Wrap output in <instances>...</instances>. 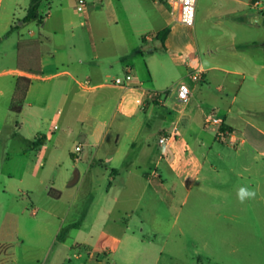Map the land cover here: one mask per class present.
<instances>
[{
	"label": "crops",
	"instance_id": "0c3cea01",
	"mask_svg": "<svg viewBox=\"0 0 264 264\" xmlns=\"http://www.w3.org/2000/svg\"><path fill=\"white\" fill-rule=\"evenodd\" d=\"M31 1L20 14L13 10L2 15L3 0H0V143L5 146L3 151L6 158L13 154L27 155L38 151L39 157L49 161V146L56 144L57 139L53 132L46 134L44 123L52 107L55 104L61 106L63 109L58 114L66 113L60 118L61 123L73 128V116L87 104L88 95L104 87L116 90L92 95V107L94 103L100 106V115L94 122L82 125L78 132L81 139L70 149V155L74 156L68 162L72 172L62 173L59 183L47 187L49 198L59 201L67 198L71 209L77 201L76 195L81 191L86 192L91 204L95 203L93 222L97 227L119 226L124 235L138 217V223L144 225L148 216L153 219L157 216L155 211L159 196L163 195L164 184L169 183L173 192L178 187L191 191L207 164L218 154V128L208 127L204 123V116L211 112L224 119L234 143L239 140L240 144H249V151L242 148L233 158L236 161L235 169L239 170V180L244 181L245 174H251L254 164L264 159V149L260 154L253 152L256 145L253 137L247 133L250 128L264 136V130L256 127L248 118L253 113L264 115V101L259 100L260 94L264 93V32L261 39L254 38V29L264 31V15L261 17L259 14L263 11L258 9L259 1L245 3L250 9H258L248 19L236 9L239 0H222L224 5L217 11V16L220 23H227L231 27L221 28L224 34L227 31L226 41L217 43L214 51L208 39H204V44L200 43L195 23L185 25L173 19L165 0H141L142 11L139 12L125 8L122 0H118L123 6L122 14L115 10L113 0H89L91 8L84 12L88 20L99 3L107 2L108 11L94 14L93 25L94 28H116L117 37L111 48L122 67L127 68L125 71L132 70L135 74V79L126 88L105 83L92 85L110 67L109 63L99 61V57L107 53L103 47L97 49L92 44L87 48L83 46L80 42L82 36L76 33L75 28H71V35L67 36V26L74 24V20L63 9H52L54 0H41L39 16H43L42 23H23ZM128 4L131 6L133 3L128 0ZM206 19H211L210 13L204 16ZM32 25H36L38 30L33 29ZM147 28L155 29L147 31ZM166 28L169 33L162 41L157 35ZM146 32L153 34L145 38L144 43L160 40L164 56L158 55L157 46L147 52L144 47L138 46L135 51L117 53L123 52V41L126 40L123 33H131L137 38L143 37ZM25 33L29 39H25ZM16 34L19 38L12 43ZM32 41L38 42L37 62L30 54L33 48L29 43ZM137 58L145 66L146 80L138 76L135 68ZM35 63L38 69L33 68ZM159 68L168 76L176 73L178 77L173 84L176 88L182 82L189 84L192 96L187 103L178 101L176 88L166 100L163 97L156 102L152 100L150 92H160L154 90V72ZM197 70L203 71L201 81L190 77ZM22 76L30 77L31 85L22 112L17 115L10 107L17 81ZM172 103L179 109L174 116L168 107ZM112 106H115V111L108 120L106 113ZM169 119L170 123L165 125ZM154 127L164 129L167 137H171L169 145L162 146L157 158L148 155V148H145L148 142L146 129ZM57 129L58 125H55L54 130ZM35 141H39L38 148H34ZM79 144L82 151L76 153L75 147ZM88 146L96 151L90 157L83 154ZM81 153V157H78ZM53 156L56 158L57 155ZM3 173L0 196L8 195L7 187L13 179L12 173ZM156 177L165 183L159 184ZM148 194H151L150 199L147 198ZM27 197L31 214L36 216L39 208L31 195ZM20 217L24 218L23 213H14L12 203L8 205L3 219H9L12 225L16 222V225ZM73 226L79 228L78 223ZM90 235L88 239L72 244L74 258L80 264H104L106 258L102 257L107 252L111 253L109 241H105V237L104 242L94 244L95 237L92 233ZM62 237L61 233L55 235L56 240ZM23 238L20 234L22 244ZM14 247L11 239L0 236V252L3 249L8 252L11 248L12 263L16 260V264H19L13 253ZM67 261L72 262L71 259Z\"/></svg>",
	"mask_w": 264,
	"mask_h": 264
},
{
	"label": "rangeland",
	"instance_id": "374dc122",
	"mask_svg": "<svg viewBox=\"0 0 264 264\" xmlns=\"http://www.w3.org/2000/svg\"><path fill=\"white\" fill-rule=\"evenodd\" d=\"M130 1L133 3L131 6L128 0H122L125 8L142 11L141 0ZM250 1L239 0V3H236V9L248 19L252 14H256L258 9H263L259 12L263 17L264 0H256L260 3L258 9L245 6ZM113 3L115 10L122 14V4H119L118 0H113ZM32 4L33 0L31 6ZM75 4L74 0H54L51 5L54 10L63 9L74 20V24L67 26V36L71 35V28H75L76 33L82 36L80 42L83 46L87 48L92 44L97 49L102 47L105 49L107 55H101L99 61L109 63L110 67L102 78L94 80L92 85L112 84L116 77L123 79L127 68L122 67L120 60L116 58L117 54L111 48V44L117 37L114 31L116 28H98V26L94 28L95 24L93 25L94 14L108 11L107 2L99 3L97 8L93 9L89 20L84 13L77 11ZM29 5L30 0H3L1 13L4 15L16 10L20 14ZM90 5L89 3L88 9ZM223 5L222 0H197L196 2L197 36L201 44H204V39H208L214 51H216L217 43L226 41L227 31L224 34L221 28L231 27L227 23H220V18L217 16V11L223 8ZM208 13L211 19L204 20V16ZM32 27L38 30L36 25ZM147 29L151 31L155 28ZM254 30V38L261 39L263 29ZM152 34L146 32L143 37L135 38L131 33H123V36L126 35V40L123 41V52L117 53L135 51L138 46L144 47L147 52L157 46L158 55L164 56L165 51L160 40L151 44L144 43L146 36ZM24 36L25 39H29L27 33ZM18 38L16 34L11 42H17ZM6 46L8 47V43ZM49 47L52 46L49 45ZM223 51L221 52L226 54ZM222 53L221 55H224ZM16 64H18L17 61ZM135 68L138 76L146 80L147 71L140 58H137ZM175 74L173 72L171 76H168L162 68L154 72L156 87L154 90L166 93L162 96L165 100L176 88L174 85L178 76ZM112 91L116 92L110 87H104L88 95L87 104L73 116V128H67L66 124L61 123L60 118L66 113L59 115L58 111L63 108L58 104L52 107L47 115L48 120L44 123L46 134L53 132L57 139L56 144L49 146V154H51L49 161L39 157L38 151L29 152L27 155L13 154L6 158L3 151L5 146L0 143V183L3 181V172L13 174V179L7 187L8 195L0 196V236L13 241L15 245L13 253L16 254L18 263L80 264L81 262L74 258L71 246L77 241L88 239L92 233L95 237L94 244L104 242L105 237L107 239L105 241H109L108 247L111 253L107 252L102 257L106 258L108 264H264V159L254 164L250 176L245 174L246 179L239 180L237 177L239 170L235 169L234 155L242 148L249 151L247 149L249 144H240L239 140L234 143L228 140L222 141L217 137L220 144H218V154L207 164L193 189L185 191L182 187H178L173 192L169 183L164 184L165 189L163 195L159 196L155 211L156 218L148 216L145 224L141 225L138 223V217L130 225L128 233L124 235L119 226L108 225L103 228L94 224L95 203L91 204L86 192L81 191L76 195L77 201L71 209L67 204V198L59 201L48 197L47 187L59 183L62 173L72 172L68 162L74 159V156L70 155V149L74 147L77 140L81 139L78 132L81 131L82 125L94 122L100 115V106H95L94 103L92 107L94 101L92 95ZM260 96L259 100L264 101V93ZM168 107L173 116L179 110L174 103ZM114 111L115 106H112L105 118L109 120ZM248 118L256 127L264 130L263 114L253 113ZM167 123H170V119L165 125H168ZM55 125H58L57 130H54ZM146 131L147 154L157 158L162 150L159 139L167 137V134L164 129L158 127L147 128ZM247 133L253 137L256 145L253 152L260 154L264 149V136L250 128ZM124 148H127L126 145ZM95 152L94 148L88 146L83 154L90 157ZM55 154L56 158L53 156ZM81 155L82 153L78 157ZM230 169L234 170L230 171ZM156 179L159 184L165 183L160 177ZM241 189L253 192L254 196H244L241 199ZM27 195H31L36 207L39 208L36 216L31 214L32 208ZM150 196L151 194H148L147 198L150 199ZM12 203L14 213L24 215V218L20 217L16 225V222L12 225L9 219H3L8 205ZM75 223L79 224V228L73 226ZM57 233L63 234L59 240L55 239ZM20 234L24 237L23 244L19 240ZM9 249L8 252L5 249L0 252V262L16 264V260L12 263V251L11 248ZM66 259H71L72 262H65Z\"/></svg>",
	"mask_w": 264,
	"mask_h": 264
},
{
	"label": "built area",
	"instance_id": "2783aa9c",
	"mask_svg": "<svg viewBox=\"0 0 264 264\" xmlns=\"http://www.w3.org/2000/svg\"><path fill=\"white\" fill-rule=\"evenodd\" d=\"M75 7L78 12H86L89 6L87 0H74ZM170 6L171 15L176 22L185 25H194L196 17V2L197 0H165ZM150 36H146L149 38ZM190 77L195 81H201L203 79V71L197 70L190 74ZM135 79V74L132 70L125 73L124 78L116 77L113 79V85L126 88ZM166 94L164 92H150V96L154 102L161 100L162 96ZM177 99L181 103H187L192 96V90L187 83H179L176 88ZM204 123L208 127L218 128L217 137L222 140H228L234 142L233 135L227 130L225 121L223 118L215 114L214 112L208 113L204 116ZM171 137H161L159 143L162 146H167L170 143ZM82 151L81 144L75 147V152L80 153Z\"/></svg>",
	"mask_w": 264,
	"mask_h": 264
},
{
	"label": "trees",
	"instance_id": "16d2710c",
	"mask_svg": "<svg viewBox=\"0 0 264 264\" xmlns=\"http://www.w3.org/2000/svg\"><path fill=\"white\" fill-rule=\"evenodd\" d=\"M41 0H33V4L30 7L28 14L22 20L23 23H32L37 21L38 24L42 23L43 16H39V5ZM14 29V28H13ZM12 31V30H11ZM169 33V29L166 28L158 33L157 37L164 41L165 37ZM29 46L33 48L30 51V54L35 57V61L37 62L39 53H38V42L32 41L29 43ZM34 69H38V65L35 63L33 64ZM31 85V78L28 76H22L17 81L16 90L14 93V97L11 103L10 110L15 114H20L23 109V103L27 95V91ZM40 146L39 141H35L34 148H38Z\"/></svg>",
	"mask_w": 264,
	"mask_h": 264
},
{
	"label": "clouds",
	"instance_id": "9594fccd",
	"mask_svg": "<svg viewBox=\"0 0 264 264\" xmlns=\"http://www.w3.org/2000/svg\"><path fill=\"white\" fill-rule=\"evenodd\" d=\"M241 199L244 198V196H254V193L253 192H250V191H245L244 189H241Z\"/></svg>",
	"mask_w": 264,
	"mask_h": 264
},
{
	"label": "water",
	"instance_id": "95a60500",
	"mask_svg": "<svg viewBox=\"0 0 264 264\" xmlns=\"http://www.w3.org/2000/svg\"><path fill=\"white\" fill-rule=\"evenodd\" d=\"M263 24H264V20H262Z\"/></svg>",
	"mask_w": 264,
	"mask_h": 264
}]
</instances>
